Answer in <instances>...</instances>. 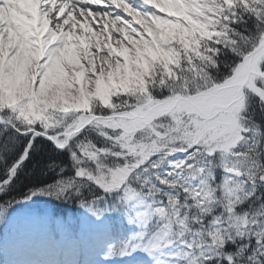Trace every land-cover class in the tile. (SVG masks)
Masks as SVG:
<instances>
[{"label":"snow or ice","instance_id":"obj_1","mask_svg":"<svg viewBox=\"0 0 264 264\" xmlns=\"http://www.w3.org/2000/svg\"><path fill=\"white\" fill-rule=\"evenodd\" d=\"M5 11L0 226L14 205L46 195L82 209L93 238L114 215L158 221L146 244L138 233L102 249L101 261L126 254L138 264L180 240L182 264H238L226 249L251 236L247 264H264V203L237 211L264 185V141L248 144L254 106L264 113V0H0ZM37 138L67 151L74 175L8 197ZM176 152L186 158L169 160ZM214 164L245 179L214 186Z\"/></svg>","mask_w":264,"mask_h":264},{"label":"trees","instance_id":"obj_2","mask_svg":"<svg viewBox=\"0 0 264 264\" xmlns=\"http://www.w3.org/2000/svg\"><path fill=\"white\" fill-rule=\"evenodd\" d=\"M245 18L247 19V17ZM251 25L252 21L251 19H248V26L251 27ZM233 27L240 28L241 30H243L244 25L234 22ZM252 114L254 115L255 120L257 121V125L254 127L252 133L248 138L249 145H251L252 143L255 144L259 143L260 141H264V113L261 112L259 106H254ZM89 135L91 138H95L94 134ZM245 148H247V145H243V147L241 145V150H244ZM256 157L258 160L264 161V154L257 152ZM11 158L12 156L10 155L9 159ZM50 162H55V167H53L52 169L48 168V164ZM72 163L73 162L69 159L67 151H56L50 147L49 141H45L43 140V138H37V144L33 150V153L30 155L29 159L24 162V167L21 169L20 172H18L17 176L12 180L11 184L7 189L8 197H20L23 195V193L27 192L31 188H39L45 185H53L61 179L72 177L74 175ZM249 164L250 160L242 158V161L240 162L242 169L246 168ZM4 166V164H0V173H2ZM61 168L63 169V171H60ZM211 170L213 172L216 182L214 186H218L226 180L230 182L231 186H234L237 183H241L245 179L243 176L237 177L233 173H226L219 164H214ZM160 172L162 173V169L160 170ZM249 187L251 186L249 185ZM255 187V197L242 202L237 208V211L239 213H243L245 211H255L259 208V205L261 203H264V185L257 184ZM161 188L162 191L165 192L169 190H174L165 186H161ZM82 190L84 192H87V188H84ZM215 195L217 201H221L224 198V193L222 190H218ZM181 199H183V195H181ZM52 201L54 202V204L67 207L63 208L61 206H58V210L56 212L58 214V220L56 221L58 223L65 221V224H59L55 226V223H51L48 227H45L47 229L46 232L38 235L41 236L40 238H38V246L35 245V247H33L35 252L28 247H24L21 249L20 247H18L15 252H9L7 251L9 245H3V248L0 249V264H9L11 256H16L17 254L20 255L19 257L28 255V260L31 259V257L29 256L33 257L36 254L38 256V259H42V261H39L41 264H54V262L61 260L60 257L68 255L70 257L71 255H73L72 251L75 248H79V250H81V253H79L80 258L78 259V264H94V258H92L91 256V260H89V254L87 253L92 249L90 247L94 246V238L91 234L92 230L90 231V229H86L84 226H80L78 224V216L75 213L76 204L64 203L59 199H52ZM187 202L191 204L190 200ZM16 207L20 206L17 204L12 207L9 219H14L13 210ZM220 211L221 206L217 202L215 205V212L219 213ZM114 217L115 216H113V218ZM125 222L126 223L123 224L122 222L118 223L114 220L113 224L109 226L106 232L104 234H101L104 237V242L110 243V245H118L124 241H127L134 233L138 231L137 228H131L130 223H127L128 221ZM83 227L84 229H82ZM6 230L8 229H2V226L0 227V235L3 234L2 238L5 244L9 243L14 239L13 238L10 240V237L4 234L6 233ZM193 230L199 231L200 229L197 225H193ZM14 234L17 236H22V241L28 243L29 236L26 237L25 234L20 233L18 231V227ZM191 236L192 235H188L187 239L191 240L196 238L194 236ZM17 241L19 242L18 238H15L14 242L11 243L16 244ZM255 246V241L251 236L237 238L234 244H230L228 246V248L226 249V254L233 255L234 257H236L238 262L247 261V254L244 252V249L246 248L248 252H251L252 248H254ZM25 252L27 254H25ZM85 258L86 262L84 261ZM146 258L147 257H142L139 261L140 263L138 264H143L142 260H145ZM6 261L8 262L6 263ZM97 264H129V258L126 254L121 255L119 257L118 254H116L115 258H109L106 261H101V259H98ZM213 264H216V261H214Z\"/></svg>","mask_w":264,"mask_h":264},{"label":"rangeland","instance_id":"obj_3","mask_svg":"<svg viewBox=\"0 0 264 264\" xmlns=\"http://www.w3.org/2000/svg\"><path fill=\"white\" fill-rule=\"evenodd\" d=\"M8 14L9 13L7 11H5L3 13H0V17L7 16ZM107 99L109 102H111L110 101L111 100L110 95L107 97ZM101 102L103 103V101H101ZM153 158H155V157H153ZM185 158H186V154L182 153V152H176V153L170 154L168 157V159L171 161H175L177 159H185ZM238 159H239L238 162L240 163L242 161V158H238ZM164 167L162 168V174L167 175V173L170 171V166H164ZM148 202H150V201L145 200L142 202H138L136 207L143 208L144 205ZM18 205L20 207H16L13 210V213H14L13 215L15 216V218L13 220L9 219V223L6 224V226L2 227V229H8L5 231L6 233H4V234L7 235L8 237H10V240L13 238L14 239L18 238V240H19V242L17 241L18 243L16 242V244L11 243V242H9L7 244H5V243L3 244L5 246L9 245L8 250H7L9 252H15L18 247H20V249L24 248V247H28L34 251L33 247H35V245L38 246V244H39L38 238L41 237L38 235L44 233V231L46 229L45 226H43L41 224V223H43V221H42L43 219H40L41 217H44L45 223L49 220V222L55 223L56 224L55 226H57L59 224H61V225L65 224V221L60 222V223H58L56 221L57 216L54 215L55 213L53 211L55 206H53V204L51 203V200L48 199V197H46L45 195L33 197L31 200L20 203ZM75 211H76V214L78 216V224L80 226H84L85 219H84L83 210L76 206ZM24 215H26V216L24 217ZM114 216L115 217L111 221H109V225L111 226L113 224L114 220H115V222H118V223L122 222L123 224L126 223L125 221H128L127 223H130L131 228H137L139 231V232L137 231L133 235H136L138 233H143L142 246H143V244H146L151 239V237L158 231V228H159V223L155 218H153L152 220H150L148 222H144V221H140V220H133V221L129 222L126 214L123 216H120V215H114ZM21 217H22V219H21ZM34 217H36V218H34ZM115 218H117L118 220ZM18 226H19L18 231H20V229L22 228V229H24V234L26 235V237L29 236L28 237V240H29L28 243L22 241V236H20V235L17 236L14 234V232L17 230ZM82 229H84V227ZM91 230L94 231L93 229H90V231ZM106 230L103 231L101 234H104L106 232ZM101 234L98 237L94 238V240H93L94 241V246H93L94 248L90 247L92 249L87 252L89 254V258H90L89 260H91V256H92V258H94V264H97V260L100 259L97 257L101 256L102 249H105L110 245V243L104 242V240H103L104 237ZM2 235H0V237H2ZM88 243H89V241H88ZM186 250L187 249L185 248L184 244L179 242V240L178 241L174 240L173 244L161 249L159 252L155 253L153 256L148 257L145 254L143 257H147L146 259L150 261V262L148 261V264H182L181 257L179 254L183 251H186ZM72 252H73L72 253L73 255H71V257H69V255L60 257L61 260H58V261H60V262L62 261V262L61 263L54 262V264H73L75 261L78 262V259L80 258L79 253H81V250H79V248H77V249L75 248ZM97 253H98V256H97ZM25 254H27V253L25 252ZM17 255L11 256V259L9 260V264H41L39 261H42V259H38V256L36 254L33 257L29 256V257H31V259H29V260H28V255H24L23 257H20V258H19L20 255L19 254H17ZM119 256H121V254H118V257ZM111 258H115V255ZM74 259H76V260H74ZM84 261L86 262V258ZM7 262L8 261H6V263ZM142 262H143V260H142ZM138 263H140V262H138Z\"/></svg>","mask_w":264,"mask_h":264},{"label":"clouds","instance_id":"obj_4","mask_svg":"<svg viewBox=\"0 0 264 264\" xmlns=\"http://www.w3.org/2000/svg\"><path fill=\"white\" fill-rule=\"evenodd\" d=\"M238 7L241 8V13H243V11L245 10V9L243 8V6H242V5H238ZM242 147H243V145H242ZM261 150L264 151V144H262V148H261ZM254 155H255V153H254ZM238 264H247V261H240V262H238Z\"/></svg>","mask_w":264,"mask_h":264}]
</instances>
